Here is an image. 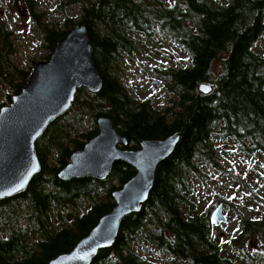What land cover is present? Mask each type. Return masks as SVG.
Returning <instances> with one entry per match:
<instances>
[{
    "label": "trees",
    "instance_id": "obj_1",
    "mask_svg": "<svg viewBox=\"0 0 264 264\" xmlns=\"http://www.w3.org/2000/svg\"><path fill=\"white\" fill-rule=\"evenodd\" d=\"M63 4L82 10L79 23L91 36L103 86L97 93L78 90L72 109L56 119L36 144L41 171L25 192L0 201V264H49L71 251L114 208L112 193L136 174L131 165L116 164L105 180L59 178L72 153L99 132L95 124L100 116L109 117L132 148L142 139L173 133H179L180 140L158 165L143 209L124 218L116 243L101 249L92 264H142L139 249L145 245L169 255L172 264H232L212 238L207 224L211 214L202 217L195 211L192 176L201 173L205 160L220 168L213 144L218 132L239 142L244 152L264 155V55L257 50L264 34V0H64ZM33 14L41 25L42 15ZM65 22L69 28L55 30L47 24L44 29L51 52L76 25L70 19ZM158 32L175 39L190 60L184 68L159 70L172 95L160 108L152 98L131 97L117 77L123 52L137 49L132 35L153 37ZM10 35L0 30V80L17 93L26 85L29 71L10 61L16 51ZM203 83L212 87L209 93L199 91ZM89 117L92 127L82 129ZM82 201L86 208L77 212ZM239 220L243 232L233 239L235 245H245L254 235L264 243V218L240 214Z\"/></svg>",
    "mask_w": 264,
    "mask_h": 264
},
{
    "label": "water",
    "instance_id": "obj_2",
    "mask_svg": "<svg viewBox=\"0 0 264 264\" xmlns=\"http://www.w3.org/2000/svg\"><path fill=\"white\" fill-rule=\"evenodd\" d=\"M93 52L87 27L77 23L58 41L48 59L33 65L26 85L11 95L10 103L1 106L0 201L25 192L41 171L37 141L50 124L72 108L78 90L97 93L102 89L103 77ZM199 88L204 93L212 89L206 83ZM97 123L99 132L72 153L59 178L105 179L117 161L131 164L137 172L112 193L114 208L71 251L56 256L49 264H92L101 249L113 247L124 218L143 209L154 187L158 165L174 152L180 140V134L173 133L161 139H144L138 150H123L118 145L129 142L113 121L100 116ZM223 213L226 215L220 203L211 214V224L226 223L228 217Z\"/></svg>",
    "mask_w": 264,
    "mask_h": 264
},
{
    "label": "rangeland",
    "instance_id": "obj_3",
    "mask_svg": "<svg viewBox=\"0 0 264 264\" xmlns=\"http://www.w3.org/2000/svg\"><path fill=\"white\" fill-rule=\"evenodd\" d=\"M62 5V0H0V26L13 32L11 39L16 51L10 61L18 68L29 71L36 61L45 60L50 55L43 24L62 30L69 28L66 20L70 19L74 24L80 21V6L62 8ZM32 12L42 15L41 25L36 24ZM132 36L137 39V49L132 54L123 52L117 77L134 99L141 101L149 97L158 108L165 107L172 95L157 70L187 65L189 56L166 33L158 32L153 37ZM257 50L264 55V34L257 43ZM155 79L159 80L158 84L154 83ZM14 93L9 83L0 80V106L10 103V96ZM82 124V129H89L93 122L89 117ZM95 127L99 130L97 122ZM213 144L220 168L205 160L200 165L201 173L192 176V197L197 202L195 211L202 217L210 215L222 199L229 221L219 227L210 222L207 224L212 238L219 241L223 256L231 258L232 264H264V243L257 235L251 236L243 246L232 242L243 232L240 214L249 219L264 218V155L244 152L239 142L220 132L215 134ZM85 204L82 201L76 211H84ZM139 254L142 264H172L169 255L154 246L141 247Z\"/></svg>",
    "mask_w": 264,
    "mask_h": 264
},
{
    "label": "flooded vegetation",
    "instance_id": "obj_4",
    "mask_svg": "<svg viewBox=\"0 0 264 264\" xmlns=\"http://www.w3.org/2000/svg\"><path fill=\"white\" fill-rule=\"evenodd\" d=\"M63 1H64V0H63ZM63 1H62V3H63ZM62 6H63V5H62ZM62 6H61V7H62ZM62 8H63V7H62ZM32 15L34 16L33 12H32ZM34 17H35V16H34ZM35 18H36V17H35ZM39 19H40V17H39ZM40 20H41V19H40ZM41 23H42V22H41ZM77 23H79V22H77ZM77 23H76V24H77ZM36 24L40 25V22H38L37 19H36ZM46 25H47V24H43V25H42L43 28H44L45 30H46ZM74 26H75V25H74ZM74 26H73V27H74ZM49 27L52 28V29L58 30V28H56L55 26H50V25H49ZM73 27H72V28H73ZM1 29H2V31H4V32H9L11 35H12V33H13L12 31H10V30H6V29H4L3 27L0 26V30H1ZM11 35H10V40L13 42V40L11 39ZM44 35H45V34H44ZM13 43H14V42H13ZM14 48H15V47H14ZM183 50H184V49H183ZM184 52L186 53L185 50H184ZM186 54H187V53H186ZM10 57H11V56H10ZM47 58H48V57H46L45 60H46ZM36 62H37V61H36ZM36 62H35V63H36ZM35 63H34V64H35ZM34 64H33V65H34ZM185 66H186V65H184V66H180V67H178V68H184ZM30 67L32 68L33 66H30ZM31 68H30V69H31ZM24 71H25V70H24ZM29 71H30V70H29ZM157 72H158V74H160V75L162 76V78H164V77H163L164 73H162V72L159 71V70H157ZM145 139H148V138H145ZM158 139H159V138H158ZM142 140H144V139H142ZM142 140H141V141H142ZM141 141L138 143V146H137L136 148H132L133 146H131L130 143H129L128 145L119 144L118 146H119V148H121V149H123V150H138V149L141 148ZM37 142H38V141H37ZM37 152H38V151H37ZM39 158H40V157H39ZM40 161H41V160H40ZM121 162H123V163H127V162H125V161H117V162L115 163V165H116V164H119V163H121ZM127 164H129V163H127ZM115 165H114V166H115ZM129 165H131V164H129ZM131 167H133V166L131 165ZM113 168H114V167H113ZM133 168H134V167H133ZM227 214H228V213H227Z\"/></svg>",
    "mask_w": 264,
    "mask_h": 264
},
{
    "label": "bare ground",
    "instance_id": "obj_5",
    "mask_svg": "<svg viewBox=\"0 0 264 264\" xmlns=\"http://www.w3.org/2000/svg\"><path fill=\"white\" fill-rule=\"evenodd\" d=\"M83 89H84V88H83ZM199 91L202 92V91L200 90V88H199ZM77 93H78V92H77ZM89 93H91V92H89ZM202 93H204V92H202ZM76 97H77V96H76ZM75 100H76V99H75ZM74 102H75V101H74ZM73 104H74V103H73ZM1 106H2V105H1ZM1 106H0V107H1ZM72 107H73V106H72ZM71 109H72V108H71ZM71 109H70V110H71ZM70 110H69V111H70ZM69 111H68V112H69ZM59 118H60V117H59ZM50 125H51V124H50ZM50 125H49V126H50ZM47 129H48V128H47ZM128 144H129V143H128ZM136 172H137V170H136ZM110 173H111V172H110ZM108 176H109V175H108ZM108 176H107V177H108ZM107 177H106V178H107ZM87 178H92V177H87ZM106 178H105V179H106ZM75 179H83V178H75ZM94 179H97V178H94ZM105 179H98V180H105ZM212 213H213V212H212ZM226 213H227V212H226ZM223 214H224V213H223ZM224 215H225V214H224ZM226 215H227V217H228V221H229V216H228V214H226ZM226 215H225V216H226ZM211 217H212V215H210V219H211ZM209 222H210V220H209ZM210 224H211V222H210ZM224 224H225V223H223V224H221V225H224ZM212 225H213V224H212ZM221 225H220V226H221ZM214 226H216V225H214ZM216 227H219V226H216Z\"/></svg>",
    "mask_w": 264,
    "mask_h": 264
},
{
    "label": "snow or ice",
    "instance_id": "obj_6",
    "mask_svg": "<svg viewBox=\"0 0 264 264\" xmlns=\"http://www.w3.org/2000/svg\"><path fill=\"white\" fill-rule=\"evenodd\" d=\"M21 187H22V185H21ZM213 222H215V221H213Z\"/></svg>",
    "mask_w": 264,
    "mask_h": 264
}]
</instances>
